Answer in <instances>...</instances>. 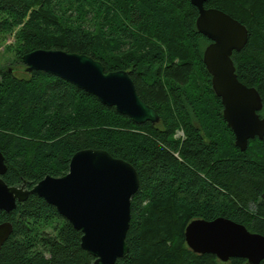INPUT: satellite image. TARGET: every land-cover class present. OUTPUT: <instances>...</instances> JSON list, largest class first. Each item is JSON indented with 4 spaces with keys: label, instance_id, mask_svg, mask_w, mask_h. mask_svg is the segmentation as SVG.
I'll use <instances>...</instances> for the list:
<instances>
[{
    "label": "trees",
    "instance_id": "trees-1",
    "mask_svg": "<svg viewBox=\"0 0 264 264\" xmlns=\"http://www.w3.org/2000/svg\"><path fill=\"white\" fill-rule=\"evenodd\" d=\"M205 7L248 29L247 46L232 59L239 81L258 90L264 117V0H209ZM198 16L190 0H0V44L14 38L7 50L21 66L25 54L41 49L87 55L107 73L128 72L160 116L156 125H137L65 80L0 70V152L9 186L31 189L47 176L62 177L86 149L137 170L130 250L116 264H246L192 252L185 230L197 219L224 217L264 236V140L250 141L245 152L236 147L203 62L211 42L199 33ZM4 222L13 233L0 264H94L82 233L36 195L12 212L0 210Z\"/></svg>",
    "mask_w": 264,
    "mask_h": 264
},
{
    "label": "water",
    "instance_id": "water-1",
    "mask_svg": "<svg viewBox=\"0 0 264 264\" xmlns=\"http://www.w3.org/2000/svg\"><path fill=\"white\" fill-rule=\"evenodd\" d=\"M190 1L199 12V33L211 42L203 62L212 77L213 90L221 99L223 117L235 135L236 147L245 152L250 141L264 140L262 98L256 88L239 81L232 59L247 46L248 29L221 10L206 8L209 0ZM22 63L25 73L44 72L65 80L137 125L160 122L157 111L140 98L126 71L107 73L101 62L62 50H36L25 54ZM6 172L0 152V210L12 212L18 203L36 195L82 233L81 247L95 258L94 264H116L129 253L126 239L131 200L140 188V177L132 164L105 150L86 149L72 157L66 175L47 176L31 189L9 186L3 179ZM12 233V223L0 224V249ZM185 240L195 254L214 255L222 263L243 259L246 264H260L264 260V236L224 217L192 221L185 230Z\"/></svg>",
    "mask_w": 264,
    "mask_h": 264
},
{
    "label": "rangeland",
    "instance_id": "rangeland-1",
    "mask_svg": "<svg viewBox=\"0 0 264 264\" xmlns=\"http://www.w3.org/2000/svg\"><path fill=\"white\" fill-rule=\"evenodd\" d=\"M14 44V38H9L3 44H0V70L4 68H10L16 74L25 73L24 67L16 62L15 55L13 52L7 50V47Z\"/></svg>",
    "mask_w": 264,
    "mask_h": 264
},
{
    "label": "built area",
    "instance_id": "built-area-1",
    "mask_svg": "<svg viewBox=\"0 0 264 264\" xmlns=\"http://www.w3.org/2000/svg\"><path fill=\"white\" fill-rule=\"evenodd\" d=\"M176 137L183 139L184 138V132L183 131H178Z\"/></svg>",
    "mask_w": 264,
    "mask_h": 264
}]
</instances>
